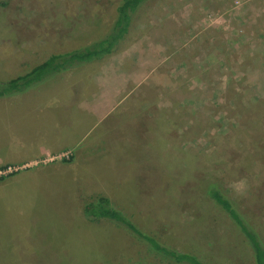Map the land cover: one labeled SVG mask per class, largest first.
Listing matches in <instances>:
<instances>
[{"label": "rangeland", "instance_id": "1", "mask_svg": "<svg viewBox=\"0 0 264 264\" xmlns=\"http://www.w3.org/2000/svg\"><path fill=\"white\" fill-rule=\"evenodd\" d=\"M121 1L0 0V82L103 36ZM0 159V264H177L88 220L100 195L206 264H255L207 190L264 244V0H148L111 53L0 98Z\"/></svg>", "mask_w": 264, "mask_h": 264}, {"label": "trees", "instance_id": "2", "mask_svg": "<svg viewBox=\"0 0 264 264\" xmlns=\"http://www.w3.org/2000/svg\"><path fill=\"white\" fill-rule=\"evenodd\" d=\"M147 1L122 0L117 7V14L110 30L103 36L79 49L51 54L26 73L0 82V98L24 94L35 84L48 81L57 73L80 67L82 63L92 62L111 53L125 37L138 9ZM207 191L208 195L226 212L251 245L255 264H264V244L256 229L214 183H209ZM84 214L90 221L102 218L115 223L134 238L144 242L153 251L177 264H206L192 252L176 250L155 236L145 233L122 211L114 208L106 196L100 195L96 202L86 204Z\"/></svg>", "mask_w": 264, "mask_h": 264}, {"label": "crops", "instance_id": "3", "mask_svg": "<svg viewBox=\"0 0 264 264\" xmlns=\"http://www.w3.org/2000/svg\"><path fill=\"white\" fill-rule=\"evenodd\" d=\"M78 154H79V152H78ZM3 162H5V160H3V159H0V163H3ZM7 163L9 162V161H6ZM19 162V161H18ZM33 162V161H32ZM32 162H27V161H20V163H21V165L19 166V167H21V166H24V167H26V165H28V166H31L33 163ZM35 163H37V161H34ZM55 167H57V169H58V171H62V169H61V167L62 166H59V165H55ZM74 167V166H73ZM73 167H71L70 169H72ZM5 168V167H4ZM0 182H1V180H0ZM0 190H2V184L0 183ZM85 207V206H84ZM83 210H84V208H83Z\"/></svg>", "mask_w": 264, "mask_h": 264}, {"label": "built area", "instance_id": "4", "mask_svg": "<svg viewBox=\"0 0 264 264\" xmlns=\"http://www.w3.org/2000/svg\"><path fill=\"white\" fill-rule=\"evenodd\" d=\"M13 169H16V168H13ZM10 171H13V170L11 169L10 166L9 167L7 166V168H3L2 170H0V175H4Z\"/></svg>", "mask_w": 264, "mask_h": 264}]
</instances>
